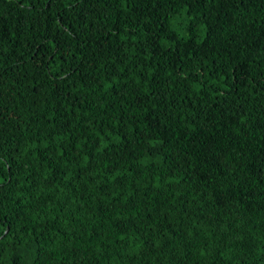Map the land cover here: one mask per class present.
I'll list each match as a JSON object with an SVG mask.
<instances>
[{
	"label": "trees",
	"instance_id": "1",
	"mask_svg": "<svg viewBox=\"0 0 264 264\" xmlns=\"http://www.w3.org/2000/svg\"><path fill=\"white\" fill-rule=\"evenodd\" d=\"M0 264H264V0H0Z\"/></svg>",
	"mask_w": 264,
	"mask_h": 264
}]
</instances>
